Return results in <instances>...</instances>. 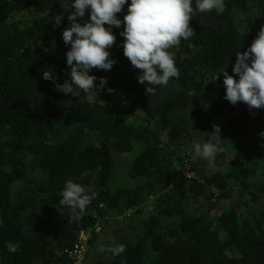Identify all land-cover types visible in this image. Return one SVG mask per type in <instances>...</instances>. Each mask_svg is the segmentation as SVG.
<instances>
[{"label":"trees","instance_id":"trees-1","mask_svg":"<svg viewBox=\"0 0 264 264\" xmlns=\"http://www.w3.org/2000/svg\"><path fill=\"white\" fill-rule=\"evenodd\" d=\"M72 2L0 0V264H77L69 251L82 230L78 264H264V107L228 101L221 72L239 79L237 52L264 27V0H224L223 13H201L192 0L193 35L168 49L179 77L167 85L141 84L124 55L127 0L120 27L105 25L115 63L90 69L94 91L80 97L56 87L70 79L63 31L74 9L61 4ZM89 21L90 12L79 19ZM214 125L222 150L213 163L192 159V175L179 180L188 147L193 155L209 142ZM138 144L135 186L111 190L114 154ZM69 179L96 193L83 211L59 203ZM120 244V255L107 251Z\"/></svg>","mask_w":264,"mask_h":264},{"label":"clouds","instance_id":"clouds-1","mask_svg":"<svg viewBox=\"0 0 264 264\" xmlns=\"http://www.w3.org/2000/svg\"><path fill=\"white\" fill-rule=\"evenodd\" d=\"M126 3L127 0H73L70 4H61L64 11L70 8L74 11L68 16L71 25L63 31L65 44L71 45L66 54L67 65L71 68L70 79L57 84V90L74 97H80L81 90L84 93L94 91L96 77L89 74L90 69L110 70L115 63L109 59L108 49L115 43L116 36L105 25L120 27L122 21L116 14L121 12ZM196 7L201 13L213 9L223 13L225 5L224 0H197ZM86 12H90V21L81 25L79 19ZM192 12V0H131L124 17L126 27L121 35L126 38L123 43L125 57L135 68L142 70L138 76L141 84L167 85L170 78L179 77L173 55L168 49L179 45L181 38L187 40L193 35L190 27ZM62 16L58 15L54 19L56 25L61 23ZM233 71L239 75L238 80L228 74L226 67L221 70L226 87L225 98L232 104L242 101L250 109L264 107V27H261L247 51L237 52ZM43 77L46 80L54 79L52 71L47 70L43 72ZM106 83L107 79L101 77L100 87L103 88ZM154 92V87H146L147 96ZM212 133L214 135L209 142L193 145V160L203 157L209 163L215 161L217 151L222 150L217 147L221 138L220 127L214 125ZM261 135L264 136V133ZM84 193L85 189L80 184L69 179L61 192L59 203L83 211L96 196V193ZM6 247L12 253L19 249V245L11 243L6 244ZM104 251L105 247L101 246L99 252ZM107 251L120 255L125 251V246H108Z\"/></svg>","mask_w":264,"mask_h":264},{"label":"rangeland","instance_id":"rangeland-1","mask_svg":"<svg viewBox=\"0 0 264 264\" xmlns=\"http://www.w3.org/2000/svg\"><path fill=\"white\" fill-rule=\"evenodd\" d=\"M244 14H242L243 16ZM260 140L264 141V136L260 137ZM141 145L138 144L135 151L131 153H124V154H114L112 164H111V172L110 177L108 179V184L111 190H116L118 188L123 187H134L135 186V180L130 175V169L132 166L133 159L138 154V150H140ZM188 159L185 162V165L182 166L181 170H183V173L178 177L179 180L183 178L190 177V163L192 161V155L190 147H188ZM220 152V150H218ZM39 175L42 176L41 172H39ZM35 178L39 177L38 175H33ZM151 202L152 199H147L142 205L147 207V210L151 209ZM87 236V234L85 235Z\"/></svg>","mask_w":264,"mask_h":264},{"label":"built area","instance_id":"built-area-1","mask_svg":"<svg viewBox=\"0 0 264 264\" xmlns=\"http://www.w3.org/2000/svg\"><path fill=\"white\" fill-rule=\"evenodd\" d=\"M190 170V169H189ZM191 173V172H190ZM192 175V173H191ZM190 175V176H191ZM87 234V236H85ZM89 239V231L82 230L79 235V242L74 249L69 251L71 257L76 258L77 264L82 261L86 249L88 247L87 242Z\"/></svg>","mask_w":264,"mask_h":264}]
</instances>
